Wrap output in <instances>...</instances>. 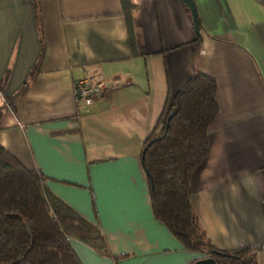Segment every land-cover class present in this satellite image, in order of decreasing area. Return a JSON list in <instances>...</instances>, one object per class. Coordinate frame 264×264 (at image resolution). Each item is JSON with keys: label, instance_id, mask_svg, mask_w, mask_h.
<instances>
[{"label": "crops", "instance_id": "1", "mask_svg": "<svg viewBox=\"0 0 264 264\" xmlns=\"http://www.w3.org/2000/svg\"><path fill=\"white\" fill-rule=\"evenodd\" d=\"M129 1L126 15L121 0H0V145L116 256L69 238L82 264H193L207 255L154 217L140 153L166 100L206 72L218 112L190 200L214 247L264 264V0H193L197 48L183 0ZM86 76L109 84L89 104L72 87Z\"/></svg>", "mask_w": 264, "mask_h": 264}, {"label": "trees", "instance_id": "2", "mask_svg": "<svg viewBox=\"0 0 264 264\" xmlns=\"http://www.w3.org/2000/svg\"><path fill=\"white\" fill-rule=\"evenodd\" d=\"M127 15L129 0H121ZM35 7V0H32ZM199 28L193 40L197 48ZM37 66V64H36ZM36 66L30 71L34 75ZM24 81L20 94L26 87ZM215 78L196 70L166 100L152 131L144 139L140 162L145 171L150 205L156 219L191 251L214 256L225 264H256L249 246L220 250L212 245L193 209L190 177L208 155V127L217 112ZM12 104L13 98H6ZM46 177L25 167L0 145V264H82L69 238L101 256L115 258L99 228L54 196Z\"/></svg>", "mask_w": 264, "mask_h": 264}, {"label": "built area", "instance_id": "3", "mask_svg": "<svg viewBox=\"0 0 264 264\" xmlns=\"http://www.w3.org/2000/svg\"><path fill=\"white\" fill-rule=\"evenodd\" d=\"M72 87L76 102L89 104L94 97L105 94L109 84L104 79L96 80L86 76L74 80Z\"/></svg>", "mask_w": 264, "mask_h": 264}, {"label": "water", "instance_id": "4", "mask_svg": "<svg viewBox=\"0 0 264 264\" xmlns=\"http://www.w3.org/2000/svg\"><path fill=\"white\" fill-rule=\"evenodd\" d=\"M187 6L190 9V13L192 16V21L194 24L195 29L197 30L199 28V19L197 16V12H196V7L194 5V1L193 0H183ZM211 253L213 254V256H206L200 259H197L194 261L193 264H216V261L214 259V256H220V257H225L227 256V254L220 252L218 250H212Z\"/></svg>", "mask_w": 264, "mask_h": 264}]
</instances>
